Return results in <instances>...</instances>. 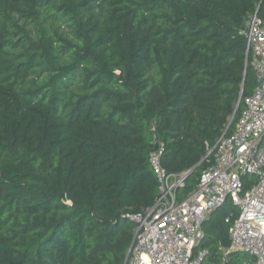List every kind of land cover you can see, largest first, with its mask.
<instances>
[{"label":"trees","instance_id":"16d2710c","mask_svg":"<svg viewBox=\"0 0 264 264\" xmlns=\"http://www.w3.org/2000/svg\"><path fill=\"white\" fill-rule=\"evenodd\" d=\"M257 10L264 0H0V264H125L126 215L159 194L153 134L168 172L199 165L182 199L240 101L233 133L257 86L240 34ZM227 203L203 225L217 261L239 215Z\"/></svg>","mask_w":264,"mask_h":264},{"label":"built area","instance_id":"2783aa9c","mask_svg":"<svg viewBox=\"0 0 264 264\" xmlns=\"http://www.w3.org/2000/svg\"><path fill=\"white\" fill-rule=\"evenodd\" d=\"M240 34L247 40V57L253 58L257 86L233 133L228 135L227 127L209 152L210 168L182 199L190 170L168 172L163 165L166 143L153 134L149 165L159 194L153 206L126 215L135 233L125 264H228L236 253L250 257L238 264H264V18L258 10L247 15ZM228 200L239 215L229 212L225 218L231 244L219 247L217 261L201 247L203 225Z\"/></svg>","mask_w":264,"mask_h":264},{"label":"rangeland","instance_id":"374dc122","mask_svg":"<svg viewBox=\"0 0 264 264\" xmlns=\"http://www.w3.org/2000/svg\"><path fill=\"white\" fill-rule=\"evenodd\" d=\"M252 180H255L256 178H251ZM182 192V191H181ZM181 194V193H180ZM230 202V200H228V203ZM225 206V211H227L229 208H230V204H228ZM205 248V247H204ZM216 255L219 256V261H220V258H221V254L219 253V251L217 253H215ZM233 259H236L237 262H242V261H245V260H250V257L248 254H244V253H240L236 256H233Z\"/></svg>","mask_w":264,"mask_h":264},{"label":"water","instance_id":"95a60500","mask_svg":"<svg viewBox=\"0 0 264 264\" xmlns=\"http://www.w3.org/2000/svg\"><path fill=\"white\" fill-rule=\"evenodd\" d=\"M261 3H262V2H261ZM260 7H261V4H260L258 10L260 9ZM239 106H240V101H239V103L237 104V107H236V109H235V112H234V114H233V116H232V118H231V120H230V122H229V124H228V126H227L228 129H230V127H231V125H232V123H233V120H234V118H235V116H236V114H237V112H238ZM207 157H209V154L207 155ZM207 157H206V158H207ZM206 158H205V159H206ZM198 166H199V165H198ZM198 166H196L195 168H193L192 170H190L188 176H189L190 174H192L194 171H196V169H197Z\"/></svg>","mask_w":264,"mask_h":264}]
</instances>
